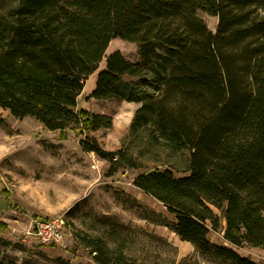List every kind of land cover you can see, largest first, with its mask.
<instances>
[{
    "label": "trees",
    "instance_id": "16d2710c",
    "mask_svg": "<svg viewBox=\"0 0 264 264\" xmlns=\"http://www.w3.org/2000/svg\"><path fill=\"white\" fill-rule=\"evenodd\" d=\"M200 13L217 17L215 31ZM117 37L136 45L137 61L105 57ZM104 57L90 96L139 104L127 134L138 152L105 149L88 132L113 116L78 108ZM0 106L50 131L77 129L109 175L141 169L134 185L203 260L257 264L234 247L264 249V0H0ZM149 150L187 151L186 173L147 167ZM221 216L229 246L208 238ZM81 243L98 264H125L121 244Z\"/></svg>",
    "mask_w": 264,
    "mask_h": 264
},
{
    "label": "rangeland",
    "instance_id": "374dc122",
    "mask_svg": "<svg viewBox=\"0 0 264 264\" xmlns=\"http://www.w3.org/2000/svg\"><path fill=\"white\" fill-rule=\"evenodd\" d=\"M212 31L217 17L200 13ZM119 50L137 61L136 45L119 37L109 43L105 57ZM99 68L89 76L78 98V108L113 116V126L88 132L105 149L143 145L132 141L128 127L138 103L90 96ZM77 129L50 131L32 118L19 120L0 106V264H98L84 235L101 236L114 248L121 244L125 264H212L203 260L196 247L163 224L173 221L166 206L133 183L141 169L122 168L108 174V163L80 145ZM147 167L170 164L178 174L186 173L188 152L168 156L166 150H149L141 156ZM143 169V168H142ZM63 215L65 238L52 245L23 237L32 218ZM211 229L208 238L224 240L225 220ZM241 255L264 264V249L234 247Z\"/></svg>",
    "mask_w": 264,
    "mask_h": 264
},
{
    "label": "built area",
    "instance_id": "2783aa9c",
    "mask_svg": "<svg viewBox=\"0 0 264 264\" xmlns=\"http://www.w3.org/2000/svg\"><path fill=\"white\" fill-rule=\"evenodd\" d=\"M66 220L63 215L52 218H32L23 230L25 239H35L39 244L52 245L65 238Z\"/></svg>",
    "mask_w": 264,
    "mask_h": 264
}]
</instances>
